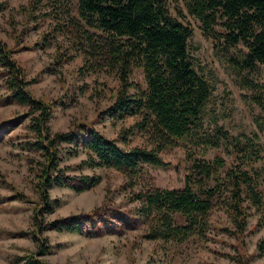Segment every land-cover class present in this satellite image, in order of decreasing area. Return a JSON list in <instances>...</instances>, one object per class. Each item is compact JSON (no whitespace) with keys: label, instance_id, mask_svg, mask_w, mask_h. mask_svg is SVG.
<instances>
[{"label":"trees","instance_id":"obj_1","mask_svg":"<svg viewBox=\"0 0 264 264\" xmlns=\"http://www.w3.org/2000/svg\"><path fill=\"white\" fill-rule=\"evenodd\" d=\"M181 1L214 46L221 43L237 49L226 56L229 70L253 90L251 100L264 116L263 86L248 77L257 65H264V0ZM19 10L34 24L48 21L41 42L34 45L53 42L52 58L58 68L75 55L82 56L76 70L77 93L85 91L83 77L89 73L116 79L117 87L110 92L104 110L97 112L99 116L111 121L135 117L130 126L120 128L116 138L86 125L78 131L72 127L52 130L48 122L55 101L31 94L28 85L35 78H25L12 48L0 40V79L6 100L25 107L21 117L28 119L29 138L18 145L30 153L25 156L28 178L39 201L31 220L35 248L26 263L46 264L40 257L49 251L44 229L86 231L78 220L43 217L57 203L48 194L50 188L65 187L77 193L99 182L95 173H67L82 167L111 168L122 174L123 197L133 203L121 214L123 222L141 224L144 238L178 244L190 236L210 239L219 230L236 239L233 252L226 253L234 264H249L254 256H261L264 233L254 243L255 253L245 251L243 236L264 227V147L255 132L234 135L216 117H209L206 107L211 86L194 67L187 44L191 27L180 10L172 8L169 0H28ZM212 26L222 32H213ZM136 69L141 72L143 88L131 81ZM255 121L261 129L264 118ZM132 131L144 135L150 145L127 146ZM177 143L185 146L189 162L183 185L171 189L137 186L143 166H163L160 151ZM210 148H221L230 162L226 164L218 155L203 158ZM78 151L85 154L84 159L73 166L60 165L64 155ZM15 195L27 199L20 192ZM216 206L227 213L230 224L210 223V212ZM94 212L107 221L114 216L104 210ZM79 216L80 220L93 217L91 211Z\"/></svg>","mask_w":264,"mask_h":264},{"label":"rangeland","instance_id":"obj_2","mask_svg":"<svg viewBox=\"0 0 264 264\" xmlns=\"http://www.w3.org/2000/svg\"><path fill=\"white\" fill-rule=\"evenodd\" d=\"M27 1L0 0L4 4L0 10V40L12 48L13 57L24 68L25 78H35L28 85L31 94L45 101H55L48 125L52 130L72 127L76 131L85 125L92 126L105 137L116 138L121 127H128L135 120V117H127L122 121H111L97 113L107 106L110 92L117 87L116 79L102 73H89L83 77L87 83L85 91L77 93L74 86L80 81L76 70L81 65L82 56L77 54L72 60L59 64L58 68L52 58L53 42L46 46H35L34 43L41 42V33L48 21L34 24L21 13L19 6ZM169 1L172 8L180 10L191 27L187 38L188 52L196 71L211 86L210 101L206 107L209 117H216L217 123L234 135L255 132L264 147V125L258 129L255 121L264 116L251 100L253 90L242 85L231 73L226 61V56L237 49L221 43L214 46L213 40L201 30L199 21L185 11L182 1ZM212 29L217 34L222 32L219 26H212ZM215 39L220 38L215 36ZM248 77L260 83L264 90L263 64L257 65ZM130 78L143 88L138 69L132 72ZM69 90L73 95L67 93ZM98 90L101 91L100 95L95 93ZM6 93L0 79V264H28L26 256L35 248L32 214L39 201L28 178L25 156L30 153L21 150L18 145V142L29 138L26 128L28 119L21 117L25 107L14 101L8 102ZM127 139V146L150 145L148 139L137 131H132ZM185 150L182 143L164 148L159 153L164 165H144L137 186L180 188L189 164ZM216 155L221 156L226 164L230 162L231 157L226 156L221 148L208 149L203 158L210 159ZM84 158L82 151L72 156L64 155L60 165L73 166ZM67 173H95L100 180L92 188L77 193L65 187L48 190L50 198L57 200V203L50 212L44 213V219L66 217L69 222L78 220L86 231L77 233L44 229L42 234L47 237L49 251L40 257L46 264H234L226 253L233 252L236 239L219 230L210 239L190 236L174 244L142 237L139 223L133 221L124 224L125 218L121 214L133 203L123 197L120 189L123 176L118 171L82 167L80 170L69 169ZM17 192L27 199L18 198L15 195ZM98 210L114 216L108 221L99 219L94 212ZM90 211L93 217L84 216V220H80V213ZM209 220L215 225L230 224L227 213L217 206L210 212ZM263 233L264 227L245 233L246 252L255 253L254 243ZM249 264H264V253L254 256Z\"/></svg>","mask_w":264,"mask_h":264}]
</instances>
